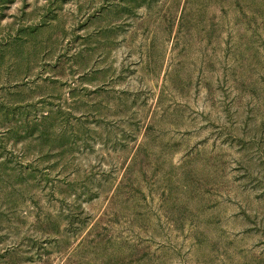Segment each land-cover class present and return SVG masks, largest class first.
<instances>
[{
    "label": "rangeland",
    "instance_id": "rangeland-1",
    "mask_svg": "<svg viewBox=\"0 0 264 264\" xmlns=\"http://www.w3.org/2000/svg\"><path fill=\"white\" fill-rule=\"evenodd\" d=\"M0 264H264V0H0Z\"/></svg>",
    "mask_w": 264,
    "mask_h": 264
}]
</instances>
